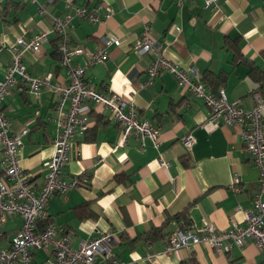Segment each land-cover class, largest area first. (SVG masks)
I'll return each mask as SVG.
<instances>
[{
  "label": "crops",
  "instance_id": "1",
  "mask_svg": "<svg viewBox=\"0 0 264 264\" xmlns=\"http://www.w3.org/2000/svg\"><path fill=\"white\" fill-rule=\"evenodd\" d=\"M37 1L46 14L31 0H0V80L12 60L15 40L51 29V16L87 8L101 22L75 17L72 45L94 50L104 36L123 42L110 48L105 64L87 69L86 84L132 99L139 118L158 125L161 134L158 147L132 135L125 146L116 148L121 126L107 108L92 104L89 129L75 136L71 161L63 170L66 179L87 174L89 186L66 196L56 194L47 205L51 221L71 235L73 247L111 234L112 253L128 264H182L192 259L199 264H264V252L252 241L226 254L199 245L167 255L165 237L146 239L163 227L166 233L179 228L174 217L182 213L197 227L208 222L224 231L235 222L244 224L246 213L255 209L260 172L245 150L240 126L210 123V108L179 88L168 72L150 82L154 56H140L133 48L145 26L151 27L170 60L183 68L195 67L202 77L222 75L217 90L205 82L208 91L218 95L224 90L229 101H240L249 110L252 95L263 92L250 78L245 61L264 70V0H220L218 8L206 6L204 0H72L71 8L68 0ZM106 7L112 10L109 18ZM226 40H231L232 48ZM57 42V35L50 34L42 52L26 53L24 60L32 76L52 73L53 84L63 86L69 79L60 65ZM73 62L83 64L84 59ZM58 101L54 90L43 89L36 98L21 85L12 88L2 103L13 133L30 130L23 138L20 165L37 187L44 182V164L53 153ZM190 132L196 143L187 149L183 138ZM2 160L0 148V178ZM22 225L20 216L7 221L2 247H10ZM52 254L51 248L39 250L31 264H44ZM148 254L157 255L156 260H149Z\"/></svg>",
  "mask_w": 264,
  "mask_h": 264
},
{
  "label": "built area",
  "instance_id": "2",
  "mask_svg": "<svg viewBox=\"0 0 264 264\" xmlns=\"http://www.w3.org/2000/svg\"><path fill=\"white\" fill-rule=\"evenodd\" d=\"M31 1L38 3L41 13H47L37 0ZM204 1L206 6L215 8H218L220 2ZM181 3L183 2L180 1L179 4ZM66 4L69 8L74 6L72 0H68ZM74 10L62 16H51V29L42 30L30 39L20 37L15 40L11 48L12 60L4 79L0 80V148L3 151L0 178V264H31L35 253L46 248H51L53 254L44 264H128L118 260L112 253L111 234H103L74 248L71 235L65 232V228L55 225L47 211L48 202L54 195L66 196L73 189L89 186L90 177L87 174L66 179L63 170L71 161L75 136L89 129L92 104L107 108L121 126L122 137L115 144L116 148L125 146L132 135L141 142L149 139L157 147L161 142L159 126L140 119L132 99L126 100L116 94L104 93L86 84L87 69L105 64L110 48L123 41L104 36L94 50L72 45L70 32L75 17L86 18L93 24L101 22V17L87 8L74 7ZM106 11V17L109 18L112 10L106 7ZM50 34H56L59 38L60 65L68 72V83L63 86L53 84L52 73L32 76L24 60L26 53L40 54L43 46L49 42ZM133 48L140 56H154L148 69L150 82L161 73L168 72L175 78L179 88L191 92L210 108V123L218 124L222 121L227 126H240L245 150L254 158L260 172L258 191L253 198L255 209L246 213L244 224L235 222L228 230L221 231L208 222L197 227L190 220V224L179 221V228L165 238V254L171 255L181 250L192 251L199 245L226 254L235 246L243 247L249 241L264 252V93L256 91L252 95L254 104L249 110L240 101H229L224 90H220L218 95L212 94L195 67L183 68L166 56L161 42L152 36L149 26H145ZM78 58H83L84 63L73 62ZM21 85L26 86L36 98L40 97L43 89L54 90L59 95L55 110L57 130L53 153L44 164V182L40 187L35 185L30 174L20 165L23 138L30 130L25 128L20 133H13L11 122L2 109V103L12 88ZM195 143L196 139L191 132L184 136L183 144L187 149H191ZM160 162L166 167L170 166L162 158ZM15 216L23 219V225L12 238L10 247H2L5 224ZM57 234L62 236L57 238ZM156 258L157 255L148 254L149 260L155 261Z\"/></svg>",
  "mask_w": 264,
  "mask_h": 264
},
{
  "label": "trees",
  "instance_id": "3",
  "mask_svg": "<svg viewBox=\"0 0 264 264\" xmlns=\"http://www.w3.org/2000/svg\"><path fill=\"white\" fill-rule=\"evenodd\" d=\"M57 40L59 42V38L57 37ZM231 40H234V39H231ZM231 40H226L227 44H229V47L232 48V45L229 43L231 42ZM234 41H237V40H234ZM58 42H57V46H56V52L58 54V57H60V52H59V49H58ZM246 65L248 66V70H249V76L250 78L259 84L260 88L262 89L263 93H264V70L261 69L260 67H258L257 65L253 64L252 62L250 61H245ZM222 75L218 76L217 78L216 77H210V75H208L207 77H203V81L204 82H207V84L211 87V88H214L215 90L218 89L219 87V81L218 79H220ZM174 219L176 221H183L185 224H190V219H189V216L182 213V214H179L177 216L174 217ZM170 220H168L167 222H165V225L164 226H168L170 224ZM169 233H166L165 232V229L164 227L161 228V229H158L157 231H155L151 236H148L146 239L147 240H151V237H153L154 239L156 238H163V237H167ZM182 264H199L196 260L192 259L190 262H184Z\"/></svg>",
  "mask_w": 264,
  "mask_h": 264
}]
</instances>
